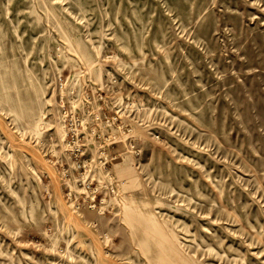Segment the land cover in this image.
<instances>
[{
    "label": "rangeland",
    "instance_id": "obj_1",
    "mask_svg": "<svg viewBox=\"0 0 264 264\" xmlns=\"http://www.w3.org/2000/svg\"><path fill=\"white\" fill-rule=\"evenodd\" d=\"M0 264H264V0H0Z\"/></svg>",
    "mask_w": 264,
    "mask_h": 264
},
{
    "label": "built area",
    "instance_id": "obj_2",
    "mask_svg": "<svg viewBox=\"0 0 264 264\" xmlns=\"http://www.w3.org/2000/svg\"><path fill=\"white\" fill-rule=\"evenodd\" d=\"M62 100V104L64 105V101H63V98L61 99ZM67 115H68V110L67 108H65V106H63V111H62V116L64 118V120L66 121L67 120ZM73 119H71L72 121ZM81 124L83 122H80ZM71 137L72 139L75 137L76 133H74V130L72 129L71 131ZM70 136V135H69ZM71 141L73 142V140H69V143H71ZM102 145H101V148L99 150V160H100V163H101V167H103L104 169H106V165L109 163V154L106 150L102 149ZM80 147L77 148V151H78V154H79V158L76 154V152H74L75 154V159H74V169L75 171H77V175H78V178L77 180L79 181V184L81 186H83V188H86L88 190L90 189H96V184L94 185V183H98V181H96V175L94 173V175L92 177H90V172H91V169H89V161L87 160H82L80 157L84 155V151L83 152H80L79 151ZM87 169L90 170L89 173H87ZM107 171V170H106Z\"/></svg>",
    "mask_w": 264,
    "mask_h": 264
}]
</instances>
